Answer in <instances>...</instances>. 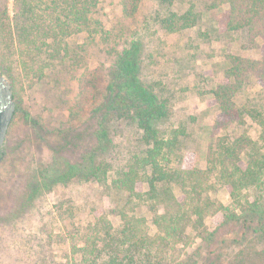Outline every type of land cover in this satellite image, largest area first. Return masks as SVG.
Masks as SVG:
<instances>
[{
  "label": "trees",
  "instance_id": "1",
  "mask_svg": "<svg viewBox=\"0 0 264 264\" xmlns=\"http://www.w3.org/2000/svg\"><path fill=\"white\" fill-rule=\"evenodd\" d=\"M98 1L24 0L23 16H31L33 24L16 26L15 37L8 32L5 45L10 56L24 71L31 69L30 58L38 68V56L50 64L64 62L69 54L66 38L80 32L89 37L98 33L89 18L97 11ZM174 1L158 0L166 9ZM211 7H227L221 16L226 32L245 31L250 43L260 44L258 60L226 57L224 80L211 91L219 111L213 128L224 133L234 127L243 130L232 138L224 134L213 140L205 169L183 162L185 154L179 151L185 131L174 129L164 137L156 126L170 117L171 109L156 85L141 79L140 43L111 47L112 62L101 97L96 96L98 76L94 72L84 70L78 77L74 111L81 124L72 144L67 135L64 138L65 147L70 145L78 158H63L55 150L50 163L38 166L23 199L25 204L44 191L74 181L105 185L119 196V227L114 228L103 216L77 230L74 235L81 234L82 245L73 247L67 264H264V116L236 104L237 96L251 84L264 88V0H212ZM199 15L190 6L181 14L169 11L159 23L168 33H175L196 26ZM44 48L49 49L48 57H42ZM43 64L40 73L48 63ZM246 117L260 128L256 141L244 128ZM25 119L29 120L27 114ZM118 123L140 132L139 148L114 168L109 159L114 152L111 132ZM62 130L61 134L68 132ZM86 136L92 139L84 148ZM109 173L113 177L107 185ZM212 178L228 188V205L212 198ZM142 184L145 191L137 188ZM142 208L152 215L153 234L140 214ZM217 215L222 222L209 227L207 221ZM229 225L235 227L233 235L220 232Z\"/></svg>",
  "mask_w": 264,
  "mask_h": 264
},
{
  "label": "rangeland",
  "instance_id": "2",
  "mask_svg": "<svg viewBox=\"0 0 264 264\" xmlns=\"http://www.w3.org/2000/svg\"><path fill=\"white\" fill-rule=\"evenodd\" d=\"M98 2L97 11L89 15L97 34L89 37L87 32H80L66 38L69 54L64 62L50 64L47 58L38 56V68L30 58L31 69L24 71L10 56L5 40L10 35L8 32L16 36V26H30L33 20L31 16H23L24 0H0V70L18 106L7 130L0 161V264H67L73 247L82 245L81 234L74 235L77 230L85 229L95 218L103 216L114 228L119 227L116 210L119 196L92 181L57 185L33 201L23 203L38 166L50 163L54 152L72 161L78 158L79 153L64 144L66 135L72 144L71 139L78 136L81 124L74 111L78 77L84 70L94 72L98 76L96 96L101 97L112 62L109 49L115 44L121 49L132 41L140 43L141 79L155 84L156 91L169 101L171 109L170 117L156 126L164 137L174 129L185 131L179 151L180 155L185 154L183 162L205 169L206 153L213 140L224 134L232 138L243 130L234 127L224 133L213 128L219 111L211 91L224 80L226 57L239 55L258 60L261 56L260 44L250 43L245 31L229 33L222 27L221 16L227 7L214 9L212 0H175L170 9L162 8L158 0ZM190 6L200 14L196 26L175 33L161 27L159 19L169 11L181 14ZM42 51V57H48L49 49ZM43 63L48 64L40 73ZM236 104L264 116L263 86L251 84L237 96ZM92 108L84 111L82 120ZM244 128L253 140H258L260 128L256 121L246 117ZM62 129L68 132L61 134ZM139 136L138 130L124 123L114 126L111 132L114 152L109 158L114 168L139 148ZM91 139L83 137L84 148ZM112 177L109 173L107 185ZM212 182V198L228 205V188L213 178ZM137 188L145 191L146 185ZM140 214L153 234L151 213L142 208ZM221 222L222 217L217 215L207 225L214 227ZM234 230L229 225L220 232L233 235Z\"/></svg>",
  "mask_w": 264,
  "mask_h": 264
},
{
  "label": "water",
  "instance_id": "3",
  "mask_svg": "<svg viewBox=\"0 0 264 264\" xmlns=\"http://www.w3.org/2000/svg\"><path fill=\"white\" fill-rule=\"evenodd\" d=\"M14 111L11 86L0 70V149L4 144Z\"/></svg>",
  "mask_w": 264,
  "mask_h": 264
},
{
  "label": "flooded vegetation",
  "instance_id": "4",
  "mask_svg": "<svg viewBox=\"0 0 264 264\" xmlns=\"http://www.w3.org/2000/svg\"><path fill=\"white\" fill-rule=\"evenodd\" d=\"M4 142H5V140H4ZM4 145V144H3ZM3 146H2V148L0 149V161H1V159H2V157H3Z\"/></svg>",
  "mask_w": 264,
  "mask_h": 264
}]
</instances>
